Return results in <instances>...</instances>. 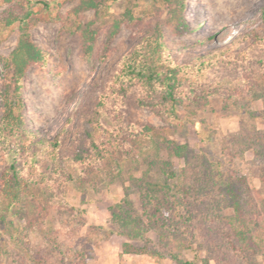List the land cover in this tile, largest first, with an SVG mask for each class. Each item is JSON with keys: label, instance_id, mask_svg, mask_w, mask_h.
<instances>
[{"label": "rangeland", "instance_id": "rangeland-1", "mask_svg": "<svg viewBox=\"0 0 264 264\" xmlns=\"http://www.w3.org/2000/svg\"><path fill=\"white\" fill-rule=\"evenodd\" d=\"M46 1L0 0V105L10 78L2 58L20 34L18 22L6 19L30 7L28 33L44 54L20 82L23 129L0 134V177L17 150L25 168L33 155L40 173L57 165L53 177L69 172L73 180L43 209H30L29 223L18 216L24 200L12 207L8 227L17 241L0 221V264H178L172 254L196 264H264V0H187L191 31L185 35L172 33L161 0H92L96 7L77 11L89 0ZM128 8L137 21L122 22L105 45L108 26ZM84 23L96 31L90 56L75 30ZM155 23L172 58L190 65L180 76L176 118L139 105L136 87L104 94L122 56ZM202 61L208 64L196 73ZM102 95L105 106L93 128L100 137L113 131L128 151L118 172L106 161L84 167L71 160L83 121ZM55 138L53 164L45 141ZM232 195L259 219L255 245L245 252L235 249L227 225ZM123 242L153 254L122 253Z\"/></svg>", "mask_w": 264, "mask_h": 264}, {"label": "trees", "instance_id": "trees-1", "mask_svg": "<svg viewBox=\"0 0 264 264\" xmlns=\"http://www.w3.org/2000/svg\"><path fill=\"white\" fill-rule=\"evenodd\" d=\"M167 7L166 16L167 23L171 27V31L175 35H185L191 31L190 23L185 16L187 0H161ZM32 2H39L44 6H48L46 0H27V6ZM96 4L92 1H82L75 10L94 8ZM32 10L30 7L18 15L10 16L6 19V24L18 22L20 34L17 44L8 58H2L6 67L10 72V78L4 80L2 89V102L0 105V134L1 132H10L11 134H19L23 129V117L19 110L23 108V98L21 95V79L27 67L31 64H39L44 59L43 51L38 48L30 39L28 27L30 25ZM259 17L264 25V5L259 10ZM137 19L131 10L125 9L122 19L113 21L107 29L105 45H107L118 32L121 23L132 26ZM81 39V49L85 56H90L94 49L96 40V31L90 27L89 23L79 24L75 29ZM215 35H210L213 39ZM202 62L194 67L196 73L202 71ZM189 64H182L172 58L168 45L165 41L163 28L160 24L155 23L147 28L145 33L135 43L132 49L122 56L117 67L112 72L106 84V95H123L131 88L138 89L137 103L149 108H161L168 112L170 116L177 117L176 105L179 103L178 91L181 85L180 76L187 73ZM10 93L13 97L10 98ZM105 95H102L96 101L95 107L91 114L84 119L83 129L79 142L76 146L75 153L71 156L74 164L87 167L95 161H106L112 164V170L118 172L120 161L128 156V151L121 144L119 137L113 131L107 129L105 134L100 137L99 133L93 128L95 123L99 122L102 114V108L105 106ZM48 143L51 163H55L59 140H46ZM25 148L20 144V148ZM26 150V149H23ZM19 151L12 150L7 156V163L0 177V205L2 213L0 221L4 223V230L9 234L10 238L17 241V233L11 231L12 220H7V214L13 215L12 207L21 203L23 211L20 215L24 221L29 223L28 214L32 209L47 206L52 200L56 192H63L68 183L73 180L71 173H65L62 178L53 177L57 172L58 166L50 169L48 173H40L34 163L33 155H27L24 163L19 162ZM43 194V195H42ZM233 215L227 218L228 229L231 237L234 239L233 244L236 250L245 252L253 249L255 241L253 235L255 228L259 225L256 213L245 209L242 201L231 196ZM264 203V196L261 198ZM46 201L47 203H44ZM34 207V208H33ZM31 209V210H30ZM7 212V213H6ZM17 216V215H16ZM255 227V228H254ZM15 230V229H14ZM230 234V233H229ZM135 237V235H128ZM122 253L137 254H153L146 246L133 247L128 242H123ZM263 254V253H262ZM264 256V255H262ZM82 258V254H80ZM171 258L178 264H196L190 260H180L176 255ZM32 264H43L40 261L33 260ZM80 264H84L81 262ZM204 264H208L205 261ZM259 264V263H253Z\"/></svg>", "mask_w": 264, "mask_h": 264}]
</instances>
